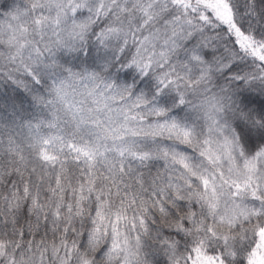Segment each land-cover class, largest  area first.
<instances>
[{
    "label": "snow or ice",
    "instance_id": "snow-or-ice-1",
    "mask_svg": "<svg viewBox=\"0 0 264 264\" xmlns=\"http://www.w3.org/2000/svg\"><path fill=\"white\" fill-rule=\"evenodd\" d=\"M0 264H264V0H0Z\"/></svg>",
    "mask_w": 264,
    "mask_h": 264
}]
</instances>
